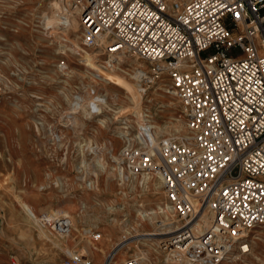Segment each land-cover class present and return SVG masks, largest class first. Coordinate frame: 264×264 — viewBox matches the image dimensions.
<instances>
[{
    "label": "built area",
    "instance_id": "2783aa9c",
    "mask_svg": "<svg viewBox=\"0 0 264 264\" xmlns=\"http://www.w3.org/2000/svg\"><path fill=\"white\" fill-rule=\"evenodd\" d=\"M67 3L78 19L75 52L96 54L107 70L134 58L146 68L136 87L140 99L162 82L178 106L184 135L155 137L143 102L140 119L133 108L115 107L108 125L118 143L111 172L118 179L148 178L161 192L157 206L144 212L155 232L144 235L161 236L162 263L231 264L247 255L249 232L264 225V0ZM71 40L61 44L69 47ZM203 214L210 222L194 238ZM48 230L65 239L70 219L54 218ZM167 230V237L157 234ZM140 235L132 226L121 239ZM86 239L99 249L100 232ZM107 257L102 264L114 255ZM90 263L81 250L59 262ZM121 264L145 259L135 251Z\"/></svg>",
    "mask_w": 264,
    "mask_h": 264
},
{
    "label": "rangeland",
    "instance_id": "374dc122",
    "mask_svg": "<svg viewBox=\"0 0 264 264\" xmlns=\"http://www.w3.org/2000/svg\"><path fill=\"white\" fill-rule=\"evenodd\" d=\"M63 3L0 0V264H59L67 255L60 246L87 250L92 264H102L107 254L106 262L114 255L110 264H121L135 251L145 264H163L157 245L161 236L144 235L155 231L136 217V209H153L161 192L153 180L139 178L120 193L110 169L118 143L108 125L115 107L134 109L143 102L154 133L162 129L159 138L183 135L178 106L155 86L144 99L133 92L136 87L129 75L134 58L125 59L120 69L114 65L107 76L103 74L107 69L94 60L96 54L75 52L78 19ZM62 4L73 13L53 15V8ZM67 37L72 39L69 47L61 44ZM70 117L76 118L77 132ZM101 120L103 127L98 125ZM88 141L91 151L84 149ZM107 141L111 146L99 153L104 161L99 164L98 152L92 149H104ZM21 202L32 206L39 217L70 211L66 215L73 223L71 233L65 239L40 237ZM132 226L143 235L122 240L123 230ZM92 231L100 232L99 249H92L86 239ZM249 239L250 254L231 264H264V225L253 228Z\"/></svg>",
    "mask_w": 264,
    "mask_h": 264
},
{
    "label": "bare ground",
    "instance_id": "6f19581e",
    "mask_svg": "<svg viewBox=\"0 0 264 264\" xmlns=\"http://www.w3.org/2000/svg\"><path fill=\"white\" fill-rule=\"evenodd\" d=\"M64 3V5H68V3H67V0H62ZM63 4L62 5H59V6H55V8H53V15H55V16H58L57 14H62V13H65V14H68L70 11H68V10H66L64 7H63ZM73 13V12H72ZM71 12H70V14H72ZM75 13V12H74ZM75 16H76V13H75ZM77 17V16H76ZM128 58H126V60H127ZM129 60V59H128ZM123 61H125V59L123 60ZM122 61V62H123ZM134 63H133V66H134V70H133V73H132V75H129L130 76V78L132 79V81H131V84H132V86H134V87H137V85H138V83L141 81V79L143 78V76H144V72H145V69H144V66L143 65H141L140 63H137V61H135V60H132ZM113 68H115L114 67V65L112 66ZM99 70L100 71H104V70H102V69H100L99 68ZM110 71H111V69H109V70H107L106 72H104L103 74H106L107 76H109V74H110ZM106 76V77H107ZM153 86H155L156 88H158V89H161V90H163L165 93H166V90L162 87V82H158V83H155ZM152 86V87H153ZM135 94H137V91H133ZM168 94V93H167ZM138 96H139V94H137ZM101 102V101H100ZM102 103V102H101ZM88 104H92V105H94V107L95 106H97L98 104H96L95 102H90V103H88ZM88 106V105H87ZM103 106V105H102ZM86 107V106H85ZM138 108H139V106H138ZM138 108H134L133 110H134V112H135V115H136V117H140V114L138 113ZM84 114H87L85 111H84ZM140 119V118H139ZM68 120H70V122H71V124L73 125V128H74V132H77V131H75V129H77V126H76V118L74 117V118H72V117H70ZM105 121V120H104ZM104 121H99L100 123H98V125L101 127H103V123H104ZM68 122V121H67ZM75 123V124H74ZM70 124V125H71ZM106 124V123H105ZM174 128V127H173ZM177 128V127H176ZM164 129H166V127L164 128ZM174 131H176L175 129H174ZM162 129H158V132L157 133H154L155 134V137H158V136H160V135H162ZM52 134V133H51ZM185 134V133H184ZM183 134V135H184ZM57 136H58V134H57ZM54 138V137H53ZM95 138V137H94ZM58 139L59 140H61V137H58ZM104 142V141H103ZM153 144H154V146H155V142H152ZM104 144V143H103ZM98 145V144H97ZM100 145V144H99ZM107 146H111V143H109V141H107V142H105V147H104V149H103V147H97L96 146V149H95V147L92 149V150H95V152H98L97 154V157H98V162H99V164H101V163H103L104 161H103V157H102V155L103 154H99V153H103L104 151H107L108 150V147ZM86 151H88V150H90L91 149V142L90 141H88V143H86L85 144V148H84ZM91 151V150H90ZM111 158L113 159V157L111 156ZM96 160H97V158H96ZM85 164V163H84ZM86 165H84V167H85ZM98 172V171H97ZM97 172L95 171V172H93V174H94V176H95V178H97ZM87 173H90V172H87ZM92 174V173H91ZM114 178H115V180L117 181V186H120V193H124L123 191H122V189L124 190V188H130V186H133V184H131V182L133 181L132 179H127V178H122V179H118L117 177H115L114 176ZM81 179H83V178H81ZM149 180L148 178H142V180ZM118 180L120 181V182H118ZM95 181V180H94ZM144 182V181H143ZM143 182H142V184H143ZM89 184V187H90V183H88ZM155 184V183H154ZM141 185V184H140ZM39 187H41V186H39ZM143 188V187H142ZM143 190H144V188H143ZM20 206H21V208H22V210L25 212V214H26V216H27V218L36 226V228L39 230V236L40 237H45V238H47V239H50V240H53V239H56L55 238V236L48 230V223L51 221V220H53L54 218H59V217H67V215L66 214H68V213H65V211L67 212L68 210H65V211H62V212H58L59 214H57V212H55V211H53V212H50V214L49 215H46V216H48L47 218L46 217H39V216H37L36 215V213L34 212V209L32 208V206H30V205H28L26 202H21L20 203ZM155 206H157V205H155ZM137 210V215H136V217H138V219L140 220V221H144L145 220V211H143V210H138V209H136ZM63 212L65 213V214H63ZM48 214V213H47ZM70 215V214H69ZM84 216V215H83ZM148 216V215H147ZM69 219H70V231H69V234L71 233V231H72V228H73V223H72V220H71V218L70 217H68ZM83 218L84 217H82V216H80L78 219L80 220V222H83L82 220H83ZM209 222H210V217L207 215V214H203L197 221H196V224H195V226H193L192 228V235H193V237L195 238V237H197L198 235H200L201 234V232H202V230L205 228V227H207L208 226V224H209ZM169 224V223H168ZM171 233V230H167V231H164L163 233H157V234H163V235H166V237H167V235H169ZM68 234V235H69ZM148 234H153V233H148ZM57 242H58V240H57ZM248 242H249V251H248V254H250V251H251V240L249 239L248 240ZM52 243H54V242H52ZM59 245V244H58ZM61 248V250L64 252V253H66L67 255H69L72 251L69 249V248H67V247H62V246H60ZM81 251H82V253H84L86 256H87V258H88V260H89V257H88V254H87V250H85V249H80ZM247 254V255H248ZM241 257V256H240ZM240 257H237V258H240ZM90 261V260H89ZM91 262V261H90ZM90 264H92V263H90Z\"/></svg>",
    "mask_w": 264,
    "mask_h": 264
}]
</instances>
